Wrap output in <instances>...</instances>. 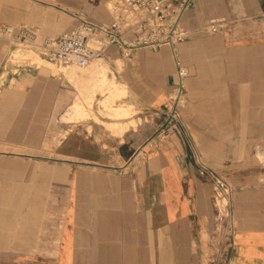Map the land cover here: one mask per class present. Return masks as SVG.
Segmentation results:
<instances>
[{
    "label": "crops",
    "instance_id": "1",
    "mask_svg": "<svg viewBox=\"0 0 264 264\" xmlns=\"http://www.w3.org/2000/svg\"><path fill=\"white\" fill-rule=\"evenodd\" d=\"M113 1L0 0V25L33 27L40 46L78 16L111 22ZM182 24L185 126L229 178L225 230L190 150L158 135L177 84L172 50L114 45L108 78L128 96L104 107L120 118L75 121L80 80L43 60L0 89V264H264V0H191Z\"/></svg>",
    "mask_w": 264,
    "mask_h": 264
},
{
    "label": "built area",
    "instance_id": "2",
    "mask_svg": "<svg viewBox=\"0 0 264 264\" xmlns=\"http://www.w3.org/2000/svg\"><path fill=\"white\" fill-rule=\"evenodd\" d=\"M191 0H114L111 5L113 20L97 23L78 16L79 25L59 37H48L37 45V31L28 25H0V38L7 39L13 47L37 49L48 61L64 67H87L95 59H104L109 46L122 50L149 48L158 50L167 46L172 50L177 84L173 97L167 105L159 137L174 136L190 149L198 175L211 182L216 194H228L226 180L208 166L191 149V139L182 119L181 109L187 101L186 81L188 68L179 56V46L190 37L182 20ZM210 33H218L217 24L208 26ZM93 40V44L90 43Z\"/></svg>",
    "mask_w": 264,
    "mask_h": 264
},
{
    "label": "rangeland",
    "instance_id": "3",
    "mask_svg": "<svg viewBox=\"0 0 264 264\" xmlns=\"http://www.w3.org/2000/svg\"><path fill=\"white\" fill-rule=\"evenodd\" d=\"M0 40H7V39L0 38ZM90 43L93 44V40H90ZM9 47L10 46H8V48L5 51L4 58L0 61V89L3 88V86L6 87V84H8L9 81L12 83V86H14L16 84V81L14 80L15 76L17 74H21V72H19L20 69L28 68V67L30 68L32 66L41 67V61L43 60L42 67L46 66V67H51L55 69L58 73L57 75L63 74V72L66 70H74L75 72H71V73L75 74V76L80 80L76 87L77 88V94H76L77 100L81 99L86 109L81 108L78 110L79 115L75 117L74 119L75 121L85 120L88 118H94L96 121L101 122V120L97 118V116L99 115L108 116L110 118H120L112 114L111 110L106 111V108L104 106L106 104H109L110 106H114V107H117L119 105H125L124 97L128 96V92H125V89H121V87H118V85L114 83V82H117V80H115L114 77L110 81L105 82L102 85H99V82H97L96 80L97 72H95V68L99 65L101 66L102 64H104L106 66L107 74H109V72H114V68L108 62H106V60L95 59L89 64V66L84 67V68L78 67L75 65L70 66V67H64V66L61 67V66H58L46 60L40 54L38 49L23 48V47H18V46L12 47L10 49ZM186 86H188V84H186ZM122 93H125V94H122ZM87 109L92 110L90 115H87V112H89ZM185 112L186 110L184 108L181 109L183 122L187 126V123L185 121ZM146 115L147 113H145V116ZM107 126L108 128H111V129L114 128L113 125H107ZM192 138L190 137L191 149H193L208 166L213 168L207 161L206 157L201 155V153L199 152V141L194 140L193 136ZM191 154L192 153H190V155ZM191 158H192V155H191ZM259 160L261 161V169H262L264 168V157H260ZM243 167H244L243 169H245V172L253 169V166H249L248 164H246ZM213 169L215 170V168ZM259 171H260V168H259ZM221 175L222 173H220V176ZM225 179L227 181L229 180L228 177H225ZM228 195L229 193L228 194H225V193L216 194L214 190L213 201L216 204L218 211H219V218H220L219 229L220 230H223V229L225 230V228L228 226L226 222H229L225 220L226 217H230ZM223 223L225 224L224 226H223Z\"/></svg>",
    "mask_w": 264,
    "mask_h": 264
},
{
    "label": "bare ground",
    "instance_id": "4",
    "mask_svg": "<svg viewBox=\"0 0 264 264\" xmlns=\"http://www.w3.org/2000/svg\"><path fill=\"white\" fill-rule=\"evenodd\" d=\"M107 68L104 64H102V66L97 68V72H100V74L103 76L102 80H101V84H104L105 82L110 81V79L108 78V74L106 73ZM115 83V82H114ZM125 94V93H122ZM120 95V94H118Z\"/></svg>",
    "mask_w": 264,
    "mask_h": 264
}]
</instances>
